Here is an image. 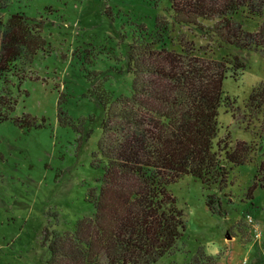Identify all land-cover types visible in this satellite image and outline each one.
<instances>
[{
  "label": "trees",
  "instance_id": "1",
  "mask_svg": "<svg viewBox=\"0 0 264 264\" xmlns=\"http://www.w3.org/2000/svg\"><path fill=\"white\" fill-rule=\"evenodd\" d=\"M149 1L158 9L162 0ZM7 4L0 0V123L42 127L45 120L40 124L29 113L14 115L20 96H28L23 84L33 80L25 70L46 48L42 22L20 13L5 18ZM164 11L154 31L141 25L128 42L118 69L132 77L128 94L112 90L105 71L86 69L87 96L99 114L82 122L88 126L86 138L94 127L101 129L95 165L103 167V175L93 193V217L78 222L70 234L46 230L47 264H157L173 253L186 231L184 211L169 189L186 176L208 192H224L234 167L256 163L248 196L258 187L264 191V119L260 130L251 132L258 144L233 143L232 133L219 122L225 108L234 120L241 116L239 123L249 132L264 113V84L254 88L244 108L238 107L224 82L237 80L246 63L239 55L216 59L190 35L195 31L221 49L260 53L264 61V0H170ZM251 20L258 26L248 31L244 26ZM177 27L187 31L175 37ZM87 64L96 63L86 59L83 69ZM59 116L69 125L60 108ZM214 198L208 196L207 205L222 215Z\"/></svg>",
  "mask_w": 264,
  "mask_h": 264
},
{
  "label": "rangeland",
  "instance_id": "2",
  "mask_svg": "<svg viewBox=\"0 0 264 264\" xmlns=\"http://www.w3.org/2000/svg\"><path fill=\"white\" fill-rule=\"evenodd\" d=\"M169 4L162 0L156 9L149 0H8L4 17L20 13L41 21L46 41L45 50L25 70L34 81L23 84L28 96H20L14 115L29 113L45 123L31 129L12 120L0 123V264H47L46 230L70 234L78 222L93 217V193L103 167L95 165L101 129L94 127L89 138L84 134L88 126L82 120L99 114L87 96L91 84L86 69L105 71L110 88L128 94L132 77L118 72L128 42L141 25L154 31L157 17L165 15ZM257 26L258 21L251 20L244 27L253 31ZM179 31L187 29L177 27L175 37ZM190 35L214 58L239 55L246 63L237 80L224 82L225 93L244 108L254 88L264 84L261 54L221 49L195 31ZM86 59L96 64L83 69ZM59 108L69 125H62ZM263 114L249 132L246 123H239L242 117L234 120L225 108L219 122L232 133L233 143L258 144L251 132L260 130ZM256 174V163L234 167L224 192H208L191 176L171 185L185 214L186 231L173 253L157 264H264V191L258 187L248 196ZM210 195L222 215L209 209Z\"/></svg>",
  "mask_w": 264,
  "mask_h": 264
}]
</instances>
